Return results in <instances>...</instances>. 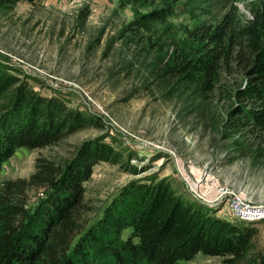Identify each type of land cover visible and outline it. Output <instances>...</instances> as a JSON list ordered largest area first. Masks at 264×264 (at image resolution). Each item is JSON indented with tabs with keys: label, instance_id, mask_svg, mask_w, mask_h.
<instances>
[{
	"label": "rangeland",
	"instance_id": "1",
	"mask_svg": "<svg viewBox=\"0 0 264 264\" xmlns=\"http://www.w3.org/2000/svg\"><path fill=\"white\" fill-rule=\"evenodd\" d=\"M262 1L0 0V68L21 78L0 106L25 82L94 123L53 147L17 149L1 167L0 189L28 179L37 160L63 167L84 146L105 142L122 155L115 166H94L86 184L91 213L133 184L164 180L207 214L252 225L255 250L264 252V220L242 222L229 207L238 198L264 208V131L233 125L231 109L244 100L227 91L247 79L223 75L222 90L205 93L201 85L165 73L180 52L194 55L196 27H212L227 14L244 23ZM156 11L167 14L164 21L140 30L137 19ZM22 192L20 200L33 205L43 189L28 185ZM179 264L227 263L198 255Z\"/></svg>",
	"mask_w": 264,
	"mask_h": 264
},
{
	"label": "trees",
	"instance_id": "2",
	"mask_svg": "<svg viewBox=\"0 0 264 264\" xmlns=\"http://www.w3.org/2000/svg\"><path fill=\"white\" fill-rule=\"evenodd\" d=\"M164 13L144 14L136 22L149 31L164 21ZM191 35L198 45L194 55L180 52L178 64L166 75L201 85L205 93L222 90L223 75L244 77L245 85L227 90L244 100L233 105L232 123L264 131V1L244 23L227 14ZM20 79L0 68V104ZM93 124L59 98L43 97L23 82L0 106V170L17 149L53 147ZM85 147L63 167L37 160L28 179L0 189V264H179L198 255L227 264H264V252L255 250L258 231L252 225L207 214L202 206L182 200L164 180L133 184L91 213L86 184L94 166H115L122 154L105 142ZM28 185L43 189L33 205L20 200Z\"/></svg>",
	"mask_w": 264,
	"mask_h": 264
},
{
	"label": "built area",
	"instance_id": "3",
	"mask_svg": "<svg viewBox=\"0 0 264 264\" xmlns=\"http://www.w3.org/2000/svg\"><path fill=\"white\" fill-rule=\"evenodd\" d=\"M232 216L245 223H257L264 220V208L250 205L238 198L230 201L229 204Z\"/></svg>",
	"mask_w": 264,
	"mask_h": 264
},
{
	"label": "crops",
	"instance_id": "4",
	"mask_svg": "<svg viewBox=\"0 0 264 264\" xmlns=\"http://www.w3.org/2000/svg\"><path fill=\"white\" fill-rule=\"evenodd\" d=\"M229 219V218H228Z\"/></svg>",
	"mask_w": 264,
	"mask_h": 264
}]
</instances>
